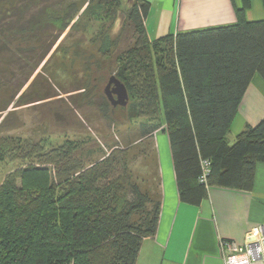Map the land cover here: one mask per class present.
I'll list each match as a JSON object with an SVG mask.
<instances>
[{
  "label": "trees",
  "instance_id": "1",
  "mask_svg": "<svg viewBox=\"0 0 264 264\" xmlns=\"http://www.w3.org/2000/svg\"><path fill=\"white\" fill-rule=\"evenodd\" d=\"M5 1L0 78L20 89L67 25L52 33L45 0ZM149 5L132 0L134 41L116 58L130 117L146 119L144 134H167L180 200L199 204L211 186L248 188L255 164L264 162V117L232 144L225 138L252 76L264 78V20L245 22L240 11L234 25L149 41ZM24 148L18 158L26 163L0 182V264H135L142 239L156 230L161 203L147 210L151 195L122 185L129 180L126 150L83 163L73 142L47 149L26 140ZM202 160L209 161L206 183L199 180Z\"/></svg>",
  "mask_w": 264,
  "mask_h": 264
},
{
  "label": "rangeland",
  "instance_id": "2",
  "mask_svg": "<svg viewBox=\"0 0 264 264\" xmlns=\"http://www.w3.org/2000/svg\"><path fill=\"white\" fill-rule=\"evenodd\" d=\"M16 1L7 0L2 6ZM115 2L45 0L44 17L54 25L52 33L62 24L67 26L23 87L16 89L0 78V146L4 148L0 182L26 163L18 158L26 140L47 149L73 142L77 144L75 157L83 163L125 149L129 180L122 185L127 189L134 183L149 193L147 210L159 200L154 191L157 172L151 168L154 141L151 135L145 136L142 126L146 119L130 117L129 99L123 106L113 105L104 91L108 79L116 76L117 56L134 41L128 18L132 0ZM3 62L0 60V68H4ZM14 70L18 74L19 65ZM225 139L227 144L234 142ZM47 167L52 176V166ZM138 218V214L132 216Z\"/></svg>",
  "mask_w": 264,
  "mask_h": 264
},
{
  "label": "crops",
  "instance_id": "3",
  "mask_svg": "<svg viewBox=\"0 0 264 264\" xmlns=\"http://www.w3.org/2000/svg\"><path fill=\"white\" fill-rule=\"evenodd\" d=\"M144 26L149 41L166 34L234 25L238 12L245 22L264 20V0H147ZM264 117V78L254 73L226 137L236 135ZM154 141L151 164L157 172L154 191L161 203L156 230L142 239L135 264H224L220 239L243 242L264 223V162L255 164L248 188H207L199 204L180 200L167 134L148 133ZM145 135V136H146ZM150 165V166H151Z\"/></svg>",
  "mask_w": 264,
  "mask_h": 264
},
{
  "label": "built area",
  "instance_id": "4",
  "mask_svg": "<svg viewBox=\"0 0 264 264\" xmlns=\"http://www.w3.org/2000/svg\"><path fill=\"white\" fill-rule=\"evenodd\" d=\"M200 182L206 183L209 161L202 160ZM220 251L224 264H264V223L252 228L243 242L220 239Z\"/></svg>",
  "mask_w": 264,
  "mask_h": 264
},
{
  "label": "water",
  "instance_id": "5",
  "mask_svg": "<svg viewBox=\"0 0 264 264\" xmlns=\"http://www.w3.org/2000/svg\"><path fill=\"white\" fill-rule=\"evenodd\" d=\"M105 94L113 105H125L128 99L124 84L115 76H111L104 88ZM116 97H115V96Z\"/></svg>",
  "mask_w": 264,
  "mask_h": 264
}]
</instances>
